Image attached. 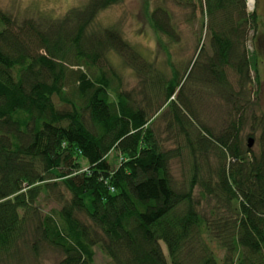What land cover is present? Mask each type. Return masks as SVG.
Wrapping results in <instances>:
<instances>
[{"label":"trees","instance_id":"1","mask_svg":"<svg viewBox=\"0 0 264 264\" xmlns=\"http://www.w3.org/2000/svg\"><path fill=\"white\" fill-rule=\"evenodd\" d=\"M122 1L88 0L43 19L0 11V264H23L26 251L43 249L61 255L56 264H96L97 248L106 264H264V31L256 6L170 0L191 9L190 23L202 11L188 60L174 56L183 38L170 8H147L165 70L117 27H94ZM110 53L138 88L125 87ZM199 84L229 108L217 131L199 118ZM163 121L175 149L165 146ZM185 158L177 180L174 164ZM43 202L56 207L46 211Z\"/></svg>","mask_w":264,"mask_h":264},{"label":"rangeland","instance_id":"2","mask_svg":"<svg viewBox=\"0 0 264 264\" xmlns=\"http://www.w3.org/2000/svg\"><path fill=\"white\" fill-rule=\"evenodd\" d=\"M88 0H0V11H3L7 14H12L21 17L28 14L37 15L41 19L46 18L45 14H49L55 17H63L70 9L74 7H82L87 3ZM248 1V9L250 11V5ZM253 8H257L259 16L261 18V28L264 31V0H252ZM163 5L168 6L172 11L176 23L179 26V29L182 32V43L178 46L173 47L174 56H179V59H190L195 54V50L192 49L196 45L198 37L201 32L200 21L202 18V11L199 8L196 11V19L194 23L188 21L191 16V9L181 8L171 2L170 0H123L122 2L111 6L110 8L103 11L97 18L94 27H117L123 34L124 38L136 46L139 51L144 55L148 60H155L159 63V66L168 70L166 65V56L157 40L154 30L147 21V8L153 10L155 7ZM251 10V11H252ZM45 14H44V13ZM252 36V34L250 35ZM184 48V49H180ZM247 48L250 53L255 49V44L250 40L247 44ZM109 59L112 64L117 67L120 71L124 73V84L127 89L138 88V78L134 72L127 70L123 64L122 59L115 53H110ZM261 62L259 63V75H260V85H259V97L264 102V55L260 58ZM252 78H255V73L252 71ZM234 81V79L232 78ZM188 86V85H187ZM258 85L255 90H257ZM214 88L207 86H202L201 84L197 85V88H194V98L200 99L197 100L199 118L202 123L213 130H218L222 127L225 120L228 119V114L226 111H229L227 104L224 99L218 95L216 91H212ZM203 98V99H202ZM258 107V106H257ZM259 108V107H258ZM172 109L171 105H165L163 108V114L165 117L170 113ZM169 112V113H168ZM162 116V115H161ZM161 129L163 130L162 138L164 139L165 146L169 149H175L176 139L171 134L169 135L168 131L165 129L167 124L163 121L161 124ZM216 130V131H217ZM215 131V132H216ZM249 132L248 128L245 130V134ZM166 137L169 139L166 140ZM256 145V142L255 144ZM211 163L216 164V158L213 153L209 156ZM180 159H176L174 164V176L175 179L179 180L183 178V172L187 169L188 165L185 164ZM43 209L50 211L51 208L56 207L55 202H43ZM214 251L220 256L223 257L225 251L221 249L215 242L212 243ZM165 248V247H164ZM97 257L96 264H106L108 258L97 248ZM166 250V249H165ZM166 252V251H165ZM26 258L23 264H56L57 261L61 258V255L58 252H55L51 249L41 250L36 256L33 252L26 251ZM11 264H16L11 262Z\"/></svg>","mask_w":264,"mask_h":264},{"label":"water","instance_id":"3","mask_svg":"<svg viewBox=\"0 0 264 264\" xmlns=\"http://www.w3.org/2000/svg\"><path fill=\"white\" fill-rule=\"evenodd\" d=\"M248 142H249L248 145H249L250 148H252L254 146V144H255V140L252 137L249 138Z\"/></svg>","mask_w":264,"mask_h":264},{"label":"built area","instance_id":"4","mask_svg":"<svg viewBox=\"0 0 264 264\" xmlns=\"http://www.w3.org/2000/svg\"><path fill=\"white\" fill-rule=\"evenodd\" d=\"M254 1H252V0H250V2H249V7H250V10H252V8H253V6L251 5V3H253ZM247 3H248V1H247Z\"/></svg>","mask_w":264,"mask_h":264},{"label":"bare ground","instance_id":"5","mask_svg":"<svg viewBox=\"0 0 264 264\" xmlns=\"http://www.w3.org/2000/svg\"><path fill=\"white\" fill-rule=\"evenodd\" d=\"M251 5H253V3H251Z\"/></svg>","mask_w":264,"mask_h":264}]
</instances>
